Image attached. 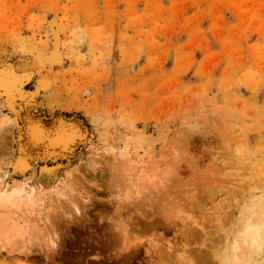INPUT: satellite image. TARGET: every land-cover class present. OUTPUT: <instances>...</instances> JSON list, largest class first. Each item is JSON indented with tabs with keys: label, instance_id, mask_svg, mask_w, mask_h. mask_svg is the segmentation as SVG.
I'll list each match as a JSON object with an SVG mask.
<instances>
[{
	"label": "rangeland",
	"instance_id": "rangeland-1",
	"mask_svg": "<svg viewBox=\"0 0 264 264\" xmlns=\"http://www.w3.org/2000/svg\"><path fill=\"white\" fill-rule=\"evenodd\" d=\"M0 73V264H222L264 212V0H0Z\"/></svg>",
	"mask_w": 264,
	"mask_h": 264
},
{
	"label": "bare ground",
	"instance_id": "bare-ground-1",
	"mask_svg": "<svg viewBox=\"0 0 264 264\" xmlns=\"http://www.w3.org/2000/svg\"><path fill=\"white\" fill-rule=\"evenodd\" d=\"M54 33L55 34H57V32L54 30ZM35 48H33V50H34ZM35 52H36V50H35ZM5 69V68H4ZM10 69V68H9ZM9 69H7V70H9ZM2 70V69H1ZM13 71V70H12ZM6 72V71H5ZM7 74L9 73V72H6ZM8 75H10V73L8 74ZM25 75V74H24ZM23 76V75H22ZM27 76V75H26ZM29 78H31V74H29L28 73V77H27V79H29ZM25 79V78H24ZM24 79H22V78H17L16 79V77H10V76H6V75H4L3 73L1 74L0 73V98H2V100L1 101H4L5 102V104H9L10 103V98H12V94H11V90L14 88V87H17L16 85L17 84H20L21 82H23V80ZM26 79V80H27ZM26 82V81H25ZM50 85V82L48 81V79H40L39 80V82H38V88H46V87H48ZM22 86V85H21ZM3 88V90H1L2 88ZM18 90V89H17ZM9 91V92H8ZM21 91V90H20ZM17 92V91H16ZM5 93H7V95L5 94ZM0 101V102H1ZM2 103V102H1ZM2 105V104H1ZM0 105V106H1ZM10 108V107H9ZM9 110V109H8ZM13 111H14V109H13ZM14 113V112H13ZM12 116H14V115H12ZM16 116H14L13 117V119H11V121H8V123L10 124V123H12L11 124V126H13V124L15 125L16 124ZM5 119V118H4ZM3 120V119H2ZM7 121H6V123H7ZM4 123V122H3ZM3 123H1V124H3ZM6 125V124H5ZM4 126V125H3ZM71 131V130H70ZM39 130H37L36 128H33L32 129V134H33V136H36V135H39ZM75 132V131H74ZM2 134V133H1ZM71 134H73L72 132H71ZM74 135V134H73ZM2 137V136H1ZM55 138H58V137H55V135H54V139ZM74 138V137H73ZM50 139H52L51 137H50ZM58 139H60V138H58ZM68 139H70V138H68ZM56 140V139H55ZM62 140V139H61ZM54 141V140H53ZM58 141V140H57ZM63 141V140H62ZM66 141V140H65ZM12 142V141H11ZM5 156V155H4ZM19 161V160H18ZM1 171H0V181H1V179H2V175H1ZM153 182V185L154 186H157V184H155L154 183V181H152ZM5 187V186H4ZM9 192H7V190L6 189H3L2 187H1V185H0V200H2V199H5V198H7L8 196H9V194H8ZM262 210V209H261ZM261 210H259L260 211V213L258 212V210H257V212L259 213V215L261 216V218L258 216H256L258 213L256 212L255 213V216H253V217H251L250 215H248V216H246V219L244 218L243 220H241L240 222H242L241 224H243L242 226H241V229L239 228V230H237L238 231V235L237 236H235L234 238H233V242H232V248H231V251H230V253L228 254V256L224 253V256L225 257H222L223 259H221V263L222 264H244V262H245V260L246 259H244V257L242 256V257H240L239 256V252L238 253H236V251H237V247L241 244V242H239L240 240L239 239H241V240H244V239H246L247 241H252L253 240V234H255V233H257L258 231H259V234L262 232V228H263V223H262V218L264 217V212H262ZM254 215V214H253ZM250 217V218H249ZM254 217L256 218L255 220H251V219H254ZM243 221H244V223H243ZM236 237H238V238H236ZM238 240V241H237ZM52 241V240H51ZM54 243V242H53ZM238 243H240V244H238ZM244 255H246V254H244ZM19 256V255H18ZM225 258V259H224ZM242 259H244V260H242ZM22 264V263H21ZM178 264V263H177Z\"/></svg>",
	"mask_w": 264,
	"mask_h": 264
}]
</instances>
